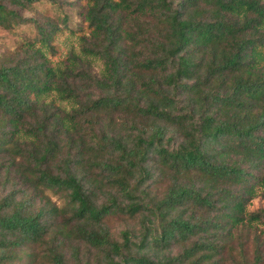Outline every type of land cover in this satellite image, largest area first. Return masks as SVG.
Listing matches in <instances>:
<instances>
[{
  "label": "trees",
  "instance_id": "trees-1",
  "mask_svg": "<svg viewBox=\"0 0 264 264\" xmlns=\"http://www.w3.org/2000/svg\"><path fill=\"white\" fill-rule=\"evenodd\" d=\"M40 1L0 0V25L28 22L21 11ZM82 15L79 55L53 62L66 23L34 21L37 36L0 63V185L14 172L66 200L33 211L29 200L0 196V264L24 246L34 247L31 264H81V244L103 264H162L144 252L149 244L210 230L214 242L196 240L173 260L218 264V235L264 223L263 211H246L264 188V0H84ZM92 59L102 62L98 75ZM93 89L106 94L93 100ZM49 95L73 107L45 102ZM102 109L149 123L135 126L130 143L96 136L83 121ZM167 134L179 143L163 144ZM90 168L100 171L89 180ZM153 169L171 186L147 207L139 196ZM113 212L142 214L138 243L128 231L111 238L103 221ZM261 259L257 244L253 264Z\"/></svg>",
  "mask_w": 264,
  "mask_h": 264
},
{
  "label": "rangeland",
  "instance_id": "rangeland-1",
  "mask_svg": "<svg viewBox=\"0 0 264 264\" xmlns=\"http://www.w3.org/2000/svg\"><path fill=\"white\" fill-rule=\"evenodd\" d=\"M21 12L23 18L29 19L28 22L17 25L13 24L12 26L6 23L0 25V63L8 61L13 54L20 49L24 41L32 40L37 36L34 21L41 23L49 20L54 22L59 28L63 27L64 22L66 23L67 32L65 31L55 41L59 52L58 55L53 58V62H57L60 58L63 60L66 55L71 52L79 55L80 35L86 33V30L83 28L82 15L84 12V0H58L56 5L42 0ZM62 20L64 21L62 22ZM90 61L92 63V72L98 75L102 68V62L95 59ZM105 94V91L93 89L88 93V96L90 95L91 99L95 100ZM44 99L45 102H53L56 106H59L62 110L67 112L73 107L72 104L56 99L54 95L46 96ZM132 116L134 115L122 109H102L99 111L98 115L87 118L83 123L87 128L93 125L92 127L96 132V136L103 134L113 136L118 134L119 138H123V140H127V143H130L129 136L137 134L135 128H139L141 124L149 123L147 120L141 118L135 120ZM91 122L93 123L91 124ZM168 138L171 139L170 147H174L179 143L176 137L167 134L163 144L167 143ZM85 140L89 142V145H93L98 138H94L90 135V137ZM152 163L151 160L148 162V168H151L150 165ZM99 171L100 170L97 168L87 169L86 173L89 174V180L93 177L96 178L99 175ZM18 178L16 173L10 172L8 180L0 185L1 197L14 194L16 200H29L31 203V210L33 211H37L44 204L48 206L54 205L58 208H64L66 206V200L61 194L57 195L50 190H42V192L34 190L30 185L20 183ZM106 184L105 182L104 185L106 186ZM104 185H102L104 194H99L98 201L100 203H106L107 199L106 195L108 193V188ZM170 186L171 183L169 179L160 175L159 172L153 169L151 179L147 180L143 185L145 198L138 196L140 199L143 198L144 202L142 203L147 205V207H151L152 203L150 201L159 200L164 197ZM112 192L115 193V191ZM118 199L121 203H128L125 198L119 197ZM246 211L248 213L264 212L263 187H255L254 194L246 203ZM144 213L147 214L146 211H144ZM141 217L142 214L131 215L128 213L113 212L104 218L103 225L108 230L113 240L122 242V233L128 231L130 233L131 242L138 243L143 234ZM155 228L160 232V228L157 227V225L154 229ZM213 232L214 230H210L207 234L199 232L196 236L190 237L186 242H172L166 248L157 247L152 243V245L149 244L148 247L145 248L144 252L151 258L160 261L162 264H182L173 259L177 258L182 253L183 248L185 246L189 247L196 240L201 241L203 238H208L211 242H214ZM218 236L221 238L219 245L224 246V249L220 250V253L214 257L215 260L219 261L218 264H253L257 244L260 245L262 258L259 264H264V223L257 222L251 227L243 226L233 229L229 236L225 232ZM77 247H79V263L103 264L101 258L94 250L89 249L83 244ZM33 250V246L22 247L18 252V258L12 264H31V257L28 256V254H31ZM65 256L68 262L74 263V259L67 249Z\"/></svg>",
  "mask_w": 264,
  "mask_h": 264
}]
</instances>
